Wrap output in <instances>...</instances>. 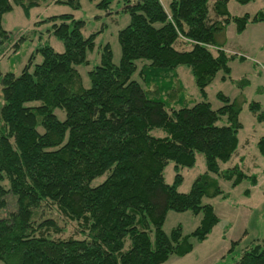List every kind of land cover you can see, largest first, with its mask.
I'll return each mask as SVG.
<instances>
[{"label":"trees","instance_id":"16d2710c","mask_svg":"<svg viewBox=\"0 0 264 264\" xmlns=\"http://www.w3.org/2000/svg\"><path fill=\"white\" fill-rule=\"evenodd\" d=\"M47 1L0 0V57L9 48L17 52L28 32L14 38L3 27L4 14L14 5L29 14ZM91 1L105 10L112 2ZM54 3L81 7L79 0ZM122 11L130 21L118 32L120 62L114 63L109 43L100 45L89 87L78 66L89 64L101 31L85 36V21L73 14L36 23L51 24L48 31L63 43V52L41 45L20 73L5 72L0 64V210L14 202L0 218L1 264H163L190 253L192 238L206 240L219 223L214 206L203 203L205 197L228 195L219 178L232 186L258 184L257 175L240 164L221 168L238 149L244 102L220 92L218 109L205 99L190 103L177 71L190 68L206 98L207 87L219 72L226 79L238 56L225 50L228 25L234 22L243 32L250 22H264V11L234 16L228 0H171L168 9L162 0H126ZM38 53L42 60L35 63ZM138 60L145 61L139 70L145 86L133 78ZM249 109L264 121L259 102H250ZM154 129L165 135L152 134ZM257 147L264 156V135ZM198 154L207 170L181 193L180 169L193 167ZM170 161L177 171L172 184L164 175ZM45 207L77 222L83 237H57L63 227ZM170 210L202 218L190 234L181 225L167 234ZM232 264H264V249L247 248Z\"/></svg>","mask_w":264,"mask_h":264},{"label":"rangeland","instance_id":"374dc122","mask_svg":"<svg viewBox=\"0 0 264 264\" xmlns=\"http://www.w3.org/2000/svg\"><path fill=\"white\" fill-rule=\"evenodd\" d=\"M49 0L42 3V6L34 7L29 14H25L23 8L14 5L12 11L3 16V27L12 33L14 38L20 37L24 32L27 38L22 41L17 52L9 48L0 57V64L3 71L20 73L22 67L28 61L30 55L38 47L50 44L57 52H63L64 46L61 41L49 32L51 24H38L40 20L60 14H73L75 18L85 21L83 34L89 36L94 32L101 31L96 38V47L88 53L89 64L80 65L78 69L83 77L85 87H89L90 79L88 72L100 63V45L109 43L113 51V61L119 64L121 58V46L118 40V32L130 21V15L122 11L126 0H112L110 8L99 9L96 6L98 1L79 0L80 9H73L67 4L54 3ZM132 3L138 0H130ZM171 0H162L168 7ZM214 0H210L212 4ZM230 13L234 16L249 14L255 15L259 11H264V0H251L246 4L237 0H228ZM225 50L230 54L244 56V60L237 58L230 61L231 73L226 79H222L223 72H219L214 81L207 87V97L204 98L195 83L193 73L186 66L178 67V78L184 89V95L190 103L207 100L213 109H218L223 102L218 98V93H223L232 99L243 101V107L239 118L243 124L238 133L239 146L236 153L227 162H221V168L226 169L235 164L248 173H254L258 177V184L251 186L248 180H244L237 186H232L230 181L219 178L220 186L226 197L216 196L214 198L205 197L203 203H210L214 206L215 212L220 221L213 228L208 238L199 241L192 238L193 250L185 256L172 255L163 264H232L239 259L242 252L256 244H260L264 249V156L258 150L257 142L264 135V121L259 122L256 116L249 109V103L259 102L264 110V22H250L243 32H238L234 22H231L225 32ZM215 51V49H213ZM42 60L40 53L35 56V63ZM145 61L138 60V70L133 78L138 80L143 86L144 83L139 76V70ZM247 80L245 85L240 86L239 81ZM61 118L63 113L58 111ZM156 136H164L162 129H154L151 132ZM175 163L170 161L165 168V180L172 184L177 171ZM207 170L203 154L197 155V161L193 167L180 169L183 179L177 189L181 193L190 190L194 179ZM105 176L93 181L99 184ZM250 189V193L245 191ZM14 202L0 210V218L9 214L10 209H14ZM12 206V207H11ZM45 213L54 217L59 226L63 227V232L56 236L67 238L70 236L83 237L77 222L69 221L61 214L56 207H45ZM202 214H193L191 211L178 212L170 210L166 216L163 230L170 232L178 225L182 226L184 234H190L199 225ZM234 249L229 251L232 243ZM1 264V263H0Z\"/></svg>","mask_w":264,"mask_h":264},{"label":"crops","instance_id":"0c3cea01","mask_svg":"<svg viewBox=\"0 0 264 264\" xmlns=\"http://www.w3.org/2000/svg\"><path fill=\"white\" fill-rule=\"evenodd\" d=\"M165 6V5H164ZM166 7V6H165ZM166 9H168V7H166Z\"/></svg>","mask_w":264,"mask_h":264}]
</instances>
